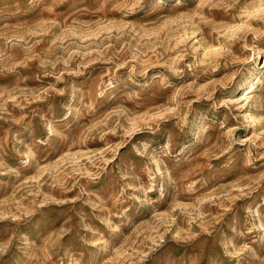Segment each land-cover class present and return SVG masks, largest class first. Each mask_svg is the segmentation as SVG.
<instances>
[{
  "label": "rangeland",
  "instance_id": "1",
  "mask_svg": "<svg viewBox=\"0 0 264 264\" xmlns=\"http://www.w3.org/2000/svg\"><path fill=\"white\" fill-rule=\"evenodd\" d=\"M0 264H264V0H0Z\"/></svg>",
  "mask_w": 264,
  "mask_h": 264
}]
</instances>
